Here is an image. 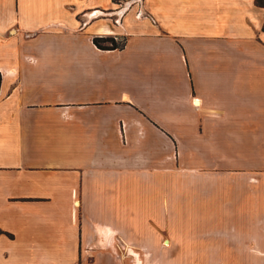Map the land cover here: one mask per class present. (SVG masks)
I'll return each mask as SVG.
<instances>
[{
	"label": "crops",
	"instance_id": "obj_1",
	"mask_svg": "<svg viewBox=\"0 0 264 264\" xmlns=\"http://www.w3.org/2000/svg\"><path fill=\"white\" fill-rule=\"evenodd\" d=\"M110 2L0 0V264H264V5Z\"/></svg>",
	"mask_w": 264,
	"mask_h": 264
},
{
	"label": "rangeland",
	"instance_id": "obj_2",
	"mask_svg": "<svg viewBox=\"0 0 264 264\" xmlns=\"http://www.w3.org/2000/svg\"><path fill=\"white\" fill-rule=\"evenodd\" d=\"M140 11H143L140 15ZM88 14L90 25L99 27L106 25L100 29L99 35L96 36H116L117 43L121 46L124 44L123 35H112L114 34L109 28L124 26L125 19L132 15L137 20L143 21L148 20L153 23H158L157 17L149 8L148 0H111L109 5L106 7H93L82 13ZM107 32H110L109 34ZM106 44H110L107 42ZM193 219V220H192ZM171 232H178L180 227H190L191 225L196 226V218H171Z\"/></svg>",
	"mask_w": 264,
	"mask_h": 264
},
{
	"label": "trees",
	"instance_id": "obj_3",
	"mask_svg": "<svg viewBox=\"0 0 264 264\" xmlns=\"http://www.w3.org/2000/svg\"><path fill=\"white\" fill-rule=\"evenodd\" d=\"M259 5H264V0H256ZM94 42L97 44L98 47L102 49H115L121 47L114 36H95ZM110 42V44H106ZM2 82V73L0 72V87Z\"/></svg>",
	"mask_w": 264,
	"mask_h": 264
},
{
	"label": "built area",
	"instance_id": "obj_4",
	"mask_svg": "<svg viewBox=\"0 0 264 264\" xmlns=\"http://www.w3.org/2000/svg\"><path fill=\"white\" fill-rule=\"evenodd\" d=\"M139 13H140V15H141V13H143V11H140ZM115 38H116V37H115Z\"/></svg>",
	"mask_w": 264,
	"mask_h": 264
}]
</instances>
